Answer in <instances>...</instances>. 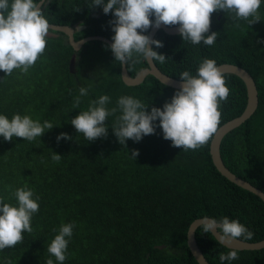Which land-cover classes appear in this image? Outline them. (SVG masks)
<instances>
[{"label": "trees", "instance_id": "1", "mask_svg": "<svg viewBox=\"0 0 264 264\" xmlns=\"http://www.w3.org/2000/svg\"><path fill=\"white\" fill-rule=\"evenodd\" d=\"M92 3L53 0L44 12L51 24L86 25L75 33L76 40L97 35L112 41L115 33L109 21L114 15H105L102 7L92 9ZM259 13L261 21L252 26L247 21H233L232 15L223 11L213 13L211 31L219 36L212 46L203 42L193 45L180 34L159 30L154 39L164 46L152 47L167 58L162 64L156 61L157 67L179 80L183 71L196 75L205 58L214 59L217 66H240L252 75L258 88V108L224 137L221 155L227 168L264 192V0ZM46 39L45 52L27 74L14 70L6 77L0 71V115L9 119L15 114L29 115L42 124L50 121L54 125L31 142L16 137L8 142L0 137V197L18 206L13 193L25 185L34 191V198L40 197L39 211L31 220L33 231L23 233V241L16 246L0 250V264H46L49 258L59 264L47 247L61 224L73 222V235L66 237L69 244L64 264H199L188 247L187 233L194 220L204 217L239 220L254 233L251 240L240 239H264V202L217 170L210 154L213 137L203 147L185 152L163 139L162 129L157 127L155 134L140 142L128 140L125 147L111 127L115 117L106 121L107 138L94 142L85 140L70 123L101 95L110 96L109 109L119 97L132 96L149 106L150 113L152 107L162 109L178 89L151 75L140 85H127L121 75L122 64L115 61L110 45L103 41L85 44L103 48L90 65L82 58L85 46L76 52L64 33ZM75 53L77 61L71 70ZM133 59L138 62L129 61L127 68L136 76L148 63L137 54ZM224 77L230 94L227 102H221L218 128L240 116L248 101L242 79L233 74ZM81 87L88 89V95L74 108ZM61 133L72 139L57 142ZM133 150L140 153L136 159L131 157ZM54 153L61 156L59 161L52 159ZM196 238L209 263L221 264L219 255L230 249L201 228ZM163 244L166 248L156 247ZM238 257L224 264H264V248L238 251Z\"/></svg>", "mask_w": 264, "mask_h": 264}, {"label": "clouds", "instance_id": "2", "mask_svg": "<svg viewBox=\"0 0 264 264\" xmlns=\"http://www.w3.org/2000/svg\"><path fill=\"white\" fill-rule=\"evenodd\" d=\"M262 0H93L92 9L102 7L105 15L112 14L115 19L109 21L111 30L110 51L115 61L127 65L134 60V54L143 57L148 64L167 58L151 47L162 48L161 41L153 39L150 29L161 26L176 27L183 41L193 45L203 42L212 46L219 33L211 31L212 14L223 11L232 15L233 21H247L252 26L261 21L259 9ZM47 0H0V71L9 77L14 70L27 74L39 57L45 52L50 23L44 7ZM81 9H76L79 12ZM154 17V20L152 19ZM237 28L241 27L236 23ZM179 89L170 102L163 108L143 104L132 96H121L116 106L109 109V95H101L90 101L87 110L71 119V125L85 140L94 142L98 138H107L108 117H115L111 124L118 142L127 147V141L140 142L143 137L153 135L159 127L163 139L171 141L172 147L183 151L197 150L206 145L218 132L221 120V102H227L230 89L226 86L223 71L214 59L205 58L199 64L196 75L189 71L180 74ZM88 95V89L81 87L79 96L74 98L73 107L79 108L81 97ZM120 113L117 115V113ZM159 121V124H155ZM50 121L33 120L29 115L15 114L11 119L0 115V137L11 142L14 137L25 141H34L45 130L53 129ZM67 133L57 136V142L71 140ZM140 155L133 150L131 157ZM52 159L59 161L61 156L53 154ZM18 206L5 203L0 197V250L14 247L23 241V233L33 231L31 220L39 211V196L27 185L17 188L13 193ZM199 223L203 233H210L220 244L230 250L219 255L221 264L237 260L239 249L231 245L240 237L251 240L254 233L239 220L222 217L220 220L204 218ZM197 222V221H196ZM195 222V224H196ZM194 224V225H195ZM75 223L61 224L58 234L47 247V252L55 257L59 264L67 259L69 239L73 235ZM11 264V261L8 262ZM46 264H54L49 258Z\"/></svg>", "mask_w": 264, "mask_h": 264}, {"label": "water", "instance_id": "3", "mask_svg": "<svg viewBox=\"0 0 264 264\" xmlns=\"http://www.w3.org/2000/svg\"><path fill=\"white\" fill-rule=\"evenodd\" d=\"M52 1L53 0H47L46 6H48ZM85 28L86 26L83 25L82 23L75 24L74 26L56 25V24L50 23V31H49L48 37H55V36H58V33H64L68 37L70 45L73 47V49L76 52L80 51L85 46V44L90 41H103L105 43H108L109 45L112 44L113 41H111L110 39L103 37V36H97V35L86 36L79 40H76L75 33L77 31H82ZM159 30H163L165 33L169 35L179 34L176 30V27H167V26L162 25L161 28L159 29H155V28L150 29L148 35L154 39ZM76 61H77V55L75 53L73 54L71 58V63H70L71 70H74ZM218 67L221 68L224 75L233 74L242 79V81L246 85L248 101H247V105H246L244 112L240 116L228 121L227 123L219 127L218 132L213 136L211 144H210V154L212 157V161L215 167L217 168V170L224 177H226L229 181H231L232 183L236 184L237 186L247 191L252 192L253 194L257 195L260 199H262V201L264 202V192L261 189L257 188L256 186L252 185L250 182L246 181L245 179H242L241 177L237 176L229 168H227V166L225 165L223 161L222 155H221V144H222L224 137L231 131L235 130L236 128L244 124L256 112L258 105H259V94H258L257 84L254 78L252 77V75L247 70H245L244 68L240 66H237L234 64H221ZM121 75H122L123 81L129 86L140 85L141 83L144 82L146 77L149 75L155 77L164 85L172 87L174 89H179V85L181 83L179 79L173 78L163 73L157 67L155 62L151 63V65L148 64V67L140 70L136 76H132L129 73L127 65H122ZM204 218H198L191 223L188 229V233H187V244H188L190 251L192 252L193 256L195 257V259L197 260L199 264H210L207 258L205 257L203 251L201 250L198 244L197 238H196V231L199 228L198 226L200 223V221L198 220H202ZM207 218H211V217H207ZM156 247L158 249H163V248H166V245L163 244V245H158ZM231 247L239 249V251L260 250L264 248V239L261 241H257V242H250V241H245L239 238L237 241L233 242Z\"/></svg>", "mask_w": 264, "mask_h": 264}, {"label": "rangeland", "instance_id": "4", "mask_svg": "<svg viewBox=\"0 0 264 264\" xmlns=\"http://www.w3.org/2000/svg\"><path fill=\"white\" fill-rule=\"evenodd\" d=\"M102 50H103V48H101L97 44L89 43L88 45H85V47L83 48V51H82L83 56H82V58H84L86 60L87 64L89 63L91 65L93 60H95L96 56L100 52H102ZM102 62L105 63V58H102Z\"/></svg>", "mask_w": 264, "mask_h": 264}, {"label": "flooded vegetation", "instance_id": "5", "mask_svg": "<svg viewBox=\"0 0 264 264\" xmlns=\"http://www.w3.org/2000/svg\"><path fill=\"white\" fill-rule=\"evenodd\" d=\"M93 15H94V16H96V15H97V17H98V16H99V13H94ZM80 22H81V21H80ZM85 26H86V25H85Z\"/></svg>", "mask_w": 264, "mask_h": 264}]
</instances>
